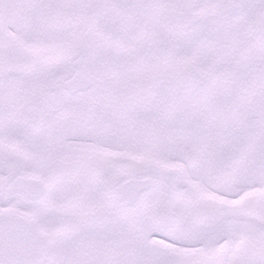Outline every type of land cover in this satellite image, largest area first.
<instances>
[{
  "label": "snow or ice",
  "instance_id": "snow-or-ice-1",
  "mask_svg": "<svg viewBox=\"0 0 264 264\" xmlns=\"http://www.w3.org/2000/svg\"><path fill=\"white\" fill-rule=\"evenodd\" d=\"M0 264H264V0H0Z\"/></svg>",
  "mask_w": 264,
  "mask_h": 264
}]
</instances>
